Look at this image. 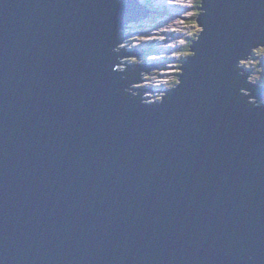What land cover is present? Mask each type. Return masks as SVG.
<instances>
[{
  "label": "water",
  "instance_id": "95a60500",
  "mask_svg": "<svg viewBox=\"0 0 264 264\" xmlns=\"http://www.w3.org/2000/svg\"><path fill=\"white\" fill-rule=\"evenodd\" d=\"M132 5L0 0V264H264V89L238 68L264 0H201L160 104L118 72Z\"/></svg>",
  "mask_w": 264,
  "mask_h": 264
},
{
  "label": "rangeland",
  "instance_id": "374dc122",
  "mask_svg": "<svg viewBox=\"0 0 264 264\" xmlns=\"http://www.w3.org/2000/svg\"><path fill=\"white\" fill-rule=\"evenodd\" d=\"M175 1L177 5L173 7L171 0H161V3L157 0L132 2V6L144 8L148 14L133 25H127L128 39L120 47L119 57L123 55L119 70L133 69L136 65L151 66L149 71L139 72L141 74L137 75V82L132 86V90L137 91L145 103L151 100L150 92L151 88L156 89L154 86L166 91L177 86L179 67L190 56L188 42L197 40L202 31L196 23L200 14L197 10L201 7L197 3L201 0ZM180 15L184 16L183 19L176 20ZM164 42L167 44L164 45ZM255 52L253 58L242 63V66L247 69L248 82L261 83L264 87V51L258 49ZM150 78L155 79L151 82Z\"/></svg>",
  "mask_w": 264,
  "mask_h": 264
},
{
  "label": "bare ground",
  "instance_id": "6f19581e",
  "mask_svg": "<svg viewBox=\"0 0 264 264\" xmlns=\"http://www.w3.org/2000/svg\"><path fill=\"white\" fill-rule=\"evenodd\" d=\"M129 1H131V0H129ZM158 1V3H161V0H157ZM171 1H173L174 2V4H172L171 5V7H173V6H175V5H177L176 3V1L175 0H171ZM167 3V2H166ZM167 4H170V3H167ZM134 7V6H133ZM199 10V9H198ZM199 12H200V10H199ZM148 13H147V11H145L144 12V14H141V15H138V16H135V20H134V22H136V21H139L140 19H142V18H144L146 15H147ZM176 14V13H175ZM201 14H199L198 15V17L200 16ZM183 17L184 16H178V17H176V20H181V19H183ZM196 23H197V20H196ZM198 24V23H197ZM199 26V25H198ZM200 27V26H199ZM201 28V27H200ZM201 30L203 31V29L201 28ZM202 31H201V33L197 36V37H199L201 34H202ZM128 39V38H127ZM126 39V40H127ZM125 40V41H126ZM198 41V38H197V40L196 39H194V40H192V42H191V44H190V48H189V52H190V55H191V53H192V49H193V51L196 49V47L198 46L197 44H193L194 42H197ZM165 44H167V43H165L164 42V45ZM123 55V54H122ZM122 55L120 56L121 58H122ZM186 60V59H185ZM184 60V61H185ZM121 60H119V66L121 65V62H120ZM183 61V62H184ZM183 62H182V64H183ZM182 64H181V66H180V73H179V75L177 76L178 77V84H180V82H179V79H180V77L184 74V72L182 71ZM151 68V66L150 67H142V69L141 70H146V71H149V69ZM164 70V68L162 69V71ZM121 70H118V72H120ZM166 76L167 74H161V76ZM155 79V78H154ZM154 79H152V78H150L149 80L151 81V82H153V80ZM137 81H136V79H135V82L134 83H136ZM133 83V84H134ZM133 84L131 85V87H130V89H132V86H133ZM166 84V83H165ZM178 84H177V86H178ZM177 86H175V87H173V88H171V89H169L168 91H166V90H162V89H160L159 87H156V86H154L153 88H156V89H152L151 88V92L150 93H152V98H151V100H149L148 102H146V103H149V104H160V103H162V102H164L167 98H168V96L172 93V91L173 90H177ZM164 87V86H163ZM166 93H167V95H166ZM166 95V96H165ZM244 95H246V96H248V94H244ZM138 96V95H137ZM138 97H140V98H138L139 99V101L141 102V103H145L144 101H143V99H141L142 98V96L140 95V96H138Z\"/></svg>",
  "mask_w": 264,
  "mask_h": 264
},
{
  "label": "trees",
  "instance_id": "16d2710c",
  "mask_svg": "<svg viewBox=\"0 0 264 264\" xmlns=\"http://www.w3.org/2000/svg\"><path fill=\"white\" fill-rule=\"evenodd\" d=\"M197 4H200V3H197ZM197 9H198V7H197ZM196 9V10H197ZM198 12H199V10H197ZM200 13V12H199ZM198 13V14H199ZM191 42H192V40L190 41V42H188V47L190 48V44H191ZM262 51V50H261ZM256 53V52H255ZM254 52H252V54L249 56V58L251 57V58H253L252 56H253V54H255ZM182 64V63H181ZM138 66L136 65V67H133V68H137ZM179 70H180V67H179ZM134 71V70H133ZM132 71V72H133ZM134 73V72H133ZM180 73V72H179ZM141 74V73H140ZM140 74H139V76H140ZM134 75H135V73H134ZM179 75V74H178ZM178 75H176V77L178 76ZM135 77V76H134Z\"/></svg>",
  "mask_w": 264,
  "mask_h": 264
},
{
  "label": "clouds",
  "instance_id": "9594fccd",
  "mask_svg": "<svg viewBox=\"0 0 264 264\" xmlns=\"http://www.w3.org/2000/svg\"><path fill=\"white\" fill-rule=\"evenodd\" d=\"M131 1L133 2V0H131ZM149 1H152V0H149ZM262 51H264V50H262ZM238 68L244 69V67L242 66V63L238 65ZM247 83H250V82L247 81ZM262 88L264 89V87H262ZM244 94H247V93H244Z\"/></svg>",
  "mask_w": 264,
  "mask_h": 264
}]
</instances>
